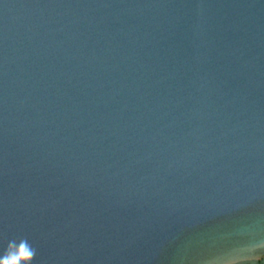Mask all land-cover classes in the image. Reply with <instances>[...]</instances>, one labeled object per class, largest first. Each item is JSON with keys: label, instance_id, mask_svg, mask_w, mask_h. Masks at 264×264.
Returning <instances> with one entry per match:
<instances>
[{"label": "water", "instance_id": "obj_1", "mask_svg": "<svg viewBox=\"0 0 264 264\" xmlns=\"http://www.w3.org/2000/svg\"><path fill=\"white\" fill-rule=\"evenodd\" d=\"M21 238L264 264V0H0V257Z\"/></svg>", "mask_w": 264, "mask_h": 264}, {"label": "clouds", "instance_id": "obj_2", "mask_svg": "<svg viewBox=\"0 0 264 264\" xmlns=\"http://www.w3.org/2000/svg\"><path fill=\"white\" fill-rule=\"evenodd\" d=\"M35 254V249L26 238H21L18 243L12 240L8 243L4 255L0 257V264H32Z\"/></svg>", "mask_w": 264, "mask_h": 264}]
</instances>
